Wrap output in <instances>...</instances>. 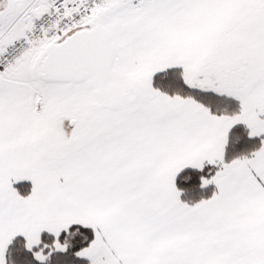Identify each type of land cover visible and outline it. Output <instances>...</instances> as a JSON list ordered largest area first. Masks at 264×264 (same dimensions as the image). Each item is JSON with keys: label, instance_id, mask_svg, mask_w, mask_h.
<instances>
[{"label": "snow or ice", "instance_id": "1", "mask_svg": "<svg viewBox=\"0 0 264 264\" xmlns=\"http://www.w3.org/2000/svg\"><path fill=\"white\" fill-rule=\"evenodd\" d=\"M77 234L87 264H264V0H0V264Z\"/></svg>", "mask_w": 264, "mask_h": 264}, {"label": "trees", "instance_id": "2", "mask_svg": "<svg viewBox=\"0 0 264 264\" xmlns=\"http://www.w3.org/2000/svg\"><path fill=\"white\" fill-rule=\"evenodd\" d=\"M233 105V104H232ZM229 107H231L229 105ZM255 142V138L247 137V131L244 126L236 125L229 132L228 144L226 146L225 156L231 158V156L244 151L251 147ZM211 166H206L203 172H197L196 170H188L191 172V182L188 185L184 183H178V187L183 189L180 194V198L184 201L194 202L202 197L206 198L214 190V185H207L201 188L199 186V175L209 174L207 169ZM23 194V193H22ZM81 231L90 238L91 229L83 228ZM42 242H50L51 235L45 232L41 233ZM23 237L16 236L8 244L5 254L6 264H40L36 261L31 253L23 247ZM87 239L82 238L79 234L69 238V247L64 253L54 252L49 258L43 262V264H87L84 258L76 257L74 252L80 247L85 246Z\"/></svg>", "mask_w": 264, "mask_h": 264}, {"label": "rangeland", "instance_id": "3", "mask_svg": "<svg viewBox=\"0 0 264 264\" xmlns=\"http://www.w3.org/2000/svg\"><path fill=\"white\" fill-rule=\"evenodd\" d=\"M230 106H231V107H234V104H233V105H230ZM231 107H230V108H231ZM237 125H242V124H237ZM234 126H236V125H234ZM234 126H233V127H234ZM242 126H243V125H242ZM245 129H246V128H245ZM246 131H247V130H246ZM41 239H42V237H41Z\"/></svg>", "mask_w": 264, "mask_h": 264}, {"label": "crops", "instance_id": "4", "mask_svg": "<svg viewBox=\"0 0 264 264\" xmlns=\"http://www.w3.org/2000/svg\"><path fill=\"white\" fill-rule=\"evenodd\" d=\"M45 233H47V232H45ZM17 236H20V235H17ZM8 246V245H7ZM6 249H7V247H6ZM6 249H5V253H4V258H5V254H6Z\"/></svg>", "mask_w": 264, "mask_h": 264}]
</instances>
